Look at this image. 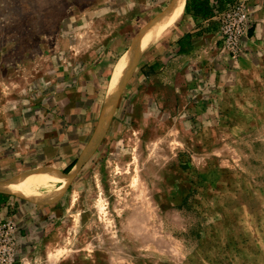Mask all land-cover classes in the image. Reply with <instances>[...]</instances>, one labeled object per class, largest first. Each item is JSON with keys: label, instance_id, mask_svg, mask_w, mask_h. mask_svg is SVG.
Wrapping results in <instances>:
<instances>
[{"label": "rangeland", "instance_id": "rangeland-1", "mask_svg": "<svg viewBox=\"0 0 264 264\" xmlns=\"http://www.w3.org/2000/svg\"><path fill=\"white\" fill-rule=\"evenodd\" d=\"M170 2L0 0V182L64 174L77 158L73 169L116 97L72 182L52 201L25 198L41 216L13 219L14 264L30 246L37 264H264V66L225 86L196 67L186 77L184 12L110 89Z\"/></svg>", "mask_w": 264, "mask_h": 264}, {"label": "crops", "instance_id": "crops-1", "mask_svg": "<svg viewBox=\"0 0 264 264\" xmlns=\"http://www.w3.org/2000/svg\"><path fill=\"white\" fill-rule=\"evenodd\" d=\"M213 1L209 0L210 4ZM248 4L252 25L248 37L243 40L244 52L236 59L221 53L217 14L205 18L193 13L185 14L184 22L175 32L176 42L174 44L176 50H179L181 46L184 48V52L180 53L177 61L184 60L183 66L186 77L196 67L195 70H197L199 77L207 78L208 82L213 83L214 86H225L229 83L240 82L243 78L257 75L256 67L264 66V0H248ZM189 71L190 73H187ZM261 72V75L264 76V69ZM60 118L64 119L63 116ZM33 204L34 202L25 198L0 191V221L8 219L16 221L17 219L19 222L26 223L25 226L28 227L31 219H34L32 223H35L41 216L40 210L32 206ZM26 205L29 208L28 212H25L26 215H20L17 218L20 209H25ZM27 213L32 216H27ZM37 216L39 217L36 219ZM22 238H26V236L22 235ZM43 243L49 248L53 244L50 239L43 240ZM31 247L21 259V264H37L33 258L36 256L35 254L39 253H34Z\"/></svg>", "mask_w": 264, "mask_h": 264}, {"label": "bare ground", "instance_id": "bare-ground-1", "mask_svg": "<svg viewBox=\"0 0 264 264\" xmlns=\"http://www.w3.org/2000/svg\"><path fill=\"white\" fill-rule=\"evenodd\" d=\"M185 4L186 0H171L169 5L164 10L159 12L142 27L140 32L132 41L129 50L127 49L128 51L124 58L121 56L122 59L117 63L112 76V82L110 84L111 87L109 86L110 89H113L115 85V87H118V84L116 83L123 76H125V79L123 81H126L129 78L130 74L133 71L136 58L139 56V54L144 52L165 31H167L177 22V20L184 13ZM118 89H120V87ZM110 116L111 111H109V114H107V116H104L100 129H98L95 133L94 140H92L89 147L83 153L82 158H80L81 160L79 161L78 159V164L68 173L56 174L52 172H39L14 177L5 181H1L0 191L12 193L20 197L32 200L52 201L56 199L61 189L72 182L82 162H84V160L88 158V156L96 148L99 140L102 138L105 132V129L107 128Z\"/></svg>", "mask_w": 264, "mask_h": 264}, {"label": "built area", "instance_id": "built-area-1", "mask_svg": "<svg viewBox=\"0 0 264 264\" xmlns=\"http://www.w3.org/2000/svg\"><path fill=\"white\" fill-rule=\"evenodd\" d=\"M226 7L218 14V34L222 50L231 58L244 52L243 40L252 25L248 0H222ZM17 227L12 219L0 223V264L16 262Z\"/></svg>", "mask_w": 264, "mask_h": 264}, {"label": "trees", "instance_id": "trees-1", "mask_svg": "<svg viewBox=\"0 0 264 264\" xmlns=\"http://www.w3.org/2000/svg\"><path fill=\"white\" fill-rule=\"evenodd\" d=\"M186 13H193L196 16L212 17L215 13L209 0H186L185 6ZM179 51L184 52L183 46L180 47ZM77 162V158H74L67 167L63 170V173H68Z\"/></svg>", "mask_w": 264, "mask_h": 264}, {"label": "water", "instance_id": "water-1", "mask_svg": "<svg viewBox=\"0 0 264 264\" xmlns=\"http://www.w3.org/2000/svg\"><path fill=\"white\" fill-rule=\"evenodd\" d=\"M112 100H113V97H112L111 99L109 98V101H108V102H106L107 99L105 100V105H104L103 111H102V113H101V116H102V114L104 113V110H106V109H107V113H106V114H109V111H110V109H111V107H112V105H113V102H114V100H113V102H112ZM101 116H100V118L102 119ZM101 119H99V122H98V125H97V127H96V130H95V132H94L93 137L95 136V133H96V131H97V129H98V126H99V123H100ZM93 137H92V138H93ZM91 140H92V139H91Z\"/></svg>", "mask_w": 264, "mask_h": 264}]
</instances>
